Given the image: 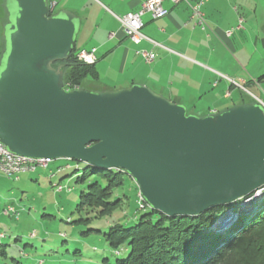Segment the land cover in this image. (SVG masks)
Here are the masks:
<instances>
[{
	"label": "water",
	"instance_id": "water-1",
	"mask_svg": "<svg viewBox=\"0 0 264 264\" xmlns=\"http://www.w3.org/2000/svg\"><path fill=\"white\" fill-rule=\"evenodd\" d=\"M11 1L0 59V143L8 151L121 170L151 209L170 216L264 195L262 104L197 115L141 84L67 91L77 16L47 0Z\"/></svg>",
	"mask_w": 264,
	"mask_h": 264
},
{
	"label": "crops",
	"instance_id": "crops-1",
	"mask_svg": "<svg viewBox=\"0 0 264 264\" xmlns=\"http://www.w3.org/2000/svg\"><path fill=\"white\" fill-rule=\"evenodd\" d=\"M53 1L54 10L78 18L75 48L96 49L97 78L86 81L91 88L141 84L183 104L188 113L205 115L242 103L236 100L239 85L260 93L264 84L261 0H206L200 6L203 23L190 8L199 0H165V16H142L146 39L138 44L127 38L117 17L144 0ZM139 49L150 51L154 60L145 62L136 54ZM259 93L252 94L264 104Z\"/></svg>",
	"mask_w": 264,
	"mask_h": 264
},
{
	"label": "rangeland",
	"instance_id": "rangeland-1",
	"mask_svg": "<svg viewBox=\"0 0 264 264\" xmlns=\"http://www.w3.org/2000/svg\"><path fill=\"white\" fill-rule=\"evenodd\" d=\"M260 6L263 16L264 0ZM13 8L11 0H0V51L2 25L9 20ZM239 87L236 100L240 97L262 104L252 94L259 93L255 88L246 83ZM259 95L264 99V84ZM86 169L91 167L60 158L51 160L47 168L19 175V179L0 172V264H113L116 258L126 255L125 247L116 249L120 251L116 254L102 233L115 222L133 223L148 211L137 209L136 183L126 176L124 184L115 191V195L124 197L110 214L78 211L80 192L86 191L88 181L95 176L90 173L78 180ZM10 206L19 212L18 216L5 213ZM104 258L107 261L103 262Z\"/></svg>",
	"mask_w": 264,
	"mask_h": 264
},
{
	"label": "trees",
	"instance_id": "trees-1",
	"mask_svg": "<svg viewBox=\"0 0 264 264\" xmlns=\"http://www.w3.org/2000/svg\"><path fill=\"white\" fill-rule=\"evenodd\" d=\"M4 25L0 59L4 51ZM77 51L74 45L65 61L63 83H69L72 88H91L86 81L97 78L95 63L78 61ZM251 101L255 100L242 102ZM88 167L91 170L86 169L78 180H84L90 173L95 176L88 181L86 191L80 192L76 209L110 214L121 204L124 196L115 195V191L128 175L121 170ZM137 191L138 188L136 194ZM137 203V209L148 211L133 223L115 222L102 233L116 254L120 253L116 249L126 248V255L116 258L113 264H264V195L216 205L196 216L163 214L148 207L140 196ZM227 212L228 220L213 227Z\"/></svg>",
	"mask_w": 264,
	"mask_h": 264
},
{
	"label": "built area",
	"instance_id": "built-area-1",
	"mask_svg": "<svg viewBox=\"0 0 264 264\" xmlns=\"http://www.w3.org/2000/svg\"><path fill=\"white\" fill-rule=\"evenodd\" d=\"M48 4H50L52 7H54V1L53 0H47ZM165 0H144L140 7L135 11L127 12L126 14L117 17L119 20L122 29L127 36L128 39H130L133 43L138 44L142 40L146 39L145 35L142 33V27H143V20L142 16L146 13H149L152 18H161L165 16L168 12V10L163 6V2ZM171 2H177L178 0H169ZM206 0H199L195 4L190 5L192 15L197 17L200 23H203L202 13L200 11V6L203 4ZM231 30L227 32V34H230ZM95 48L90 49H81L78 50L76 53V58L78 61L86 63V64H94L97 60V57L95 55ZM136 54H139L145 62L151 63L154 60V56L150 51H146L143 49L136 50ZM78 87H71L69 83L64 84L63 83V89L70 91L73 89H77ZM264 106V104H262ZM0 154H7L9 155V163H13L14 158H21V156L11 153L6 149L4 145L0 143ZM34 163H43V168H47L49 161L48 159L44 158H29ZM0 172L2 173V167H0ZM27 172H35V171H27ZM4 174V173H3ZM18 179V178H14ZM58 190H62V187L59 185ZM141 198V197H140ZM142 207L139 208H143ZM10 212L14 213L16 216L19 215V212H14L12 210V207L5 210L6 214H9Z\"/></svg>",
	"mask_w": 264,
	"mask_h": 264
},
{
	"label": "bare ground",
	"instance_id": "bare-ground-1",
	"mask_svg": "<svg viewBox=\"0 0 264 264\" xmlns=\"http://www.w3.org/2000/svg\"><path fill=\"white\" fill-rule=\"evenodd\" d=\"M8 162L9 155L0 154V167H2V173H4L8 177L18 178L19 175L27 171H36L38 168H43V163H34L25 156H21V158H14L13 163H9V165H7ZM246 203L247 202H244L243 205H246ZM9 208H11V206L7 209ZM12 210H14L13 207ZM14 212L16 211L14 210Z\"/></svg>",
	"mask_w": 264,
	"mask_h": 264
}]
</instances>
